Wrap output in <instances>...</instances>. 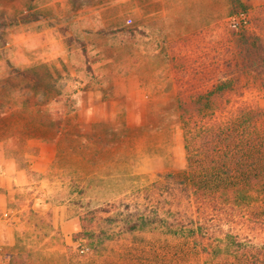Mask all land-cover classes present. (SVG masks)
I'll return each mask as SVG.
<instances>
[{"label":"rangeland","instance_id":"374dc122","mask_svg":"<svg viewBox=\"0 0 264 264\" xmlns=\"http://www.w3.org/2000/svg\"><path fill=\"white\" fill-rule=\"evenodd\" d=\"M242 1L250 5L246 27L264 38V0ZM230 6L231 0H0V15L41 16L40 24L0 25V264L224 262L171 237L136 233L115 243L111 231L118 229L96 210L113 202L141 206L146 186L186 168L179 95L209 94L231 77L225 110L216 112L253 99L264 107L262 77L247 78L236 57L240 18ZM43 28L49 41L30 34ZM232 203L218 212L224 225L264 254V189ZM83 224L107 235L75 240Z\"/></svg>","mask_w":264,"mask_h":264},{"label":"trees","instance_id":"16d2710c","mask_svg":"<svg viewBox=\"0 0 264 264\" xmlns=\"http://www.w3.org/2000/svg\"><path fill=\"white\" fill-rule=\"evenodd\" d=\"M249 6L242 0H231L230 14L240 18L236 27V57L247 78L253 73L262 77L264 90V38L245 25L244 14ZM0 16L2 27L40 18L34 12L15 17L4 12ZM219 68L215 61L213 72ZM221 74L227 76V72L221 71ZM232 79H220L212 87L214 92L206 95L183 93L177 97L185 131L187 165L184 170L168 173L161 181L146 186L143 197L139 196L143 201L141 206H120L123 203L113 202L96 210L107 215L102 221L108 222V227L118 229L111 231L112 236H117L115 243L127 235L147 233L158 239L171 237L187 244L192 241L198 256L211 255L213 251L218 255L217 261H224L222 264H264V254H254L249 242L230 225H224L218 213L225 203H236L240 193L251 192L255 187L264 189V107L253 99L239 102L234 111L216 112L222 105L220 111L225 110L228 101L223 97L232 87ZM218 90L220 95L213 94ZM193 108L196 111L192 112ZM88 227L83 224L75 240L83 237L91 241L107 235L104 230L96 233L92 229L96 225ZM93 248L96 250L97 246ZM196 262L201 264L199 258Z\"/></svg>","mask_w":264,"mask_h":264},{"label":"crops","instance_id":"0c3cea01","mask_svg":"<svg viewBox=\"0 0 264 264\" xmlns=\"http://www.w3.org/2000/svg\"><path fill=\"white\" fill-rule=\"evenodd\" d=\"M40 19H41V16H40V18L38 19V20H35V21H32V22H29V23H37V24H40ZM28 24V23H27ZM17 25H23V24H17ZM16 25V26H17ZM48 30H46L45 28H43V29H41V30H39L37 33H30V34H33V36L35 37L36 35L37 36H40L41 37V39L43 40V38H46V39H48V41H49V38H47V34H48ZM58 39L59 40H61L60 39V37L58 36ZM20 41H23V39H19ZM24 43H23V46H31V43L30 42H25V41H23ZM47 42V41H46ZM22 44V43H21ZM263 100V102H264V98L262 99ZM38 157V156H37ZM37 157H34L35 159V161L37 160ZM30 161H32V159H30ZM35 161H33V162H35ZM10 167H9V170H10V172H15L16 173V175L17 176H20L21 175V171H20V169H18V170H15L14 168H13V163L12 162H9V163H7Z\"/></svg>","mask_w":264,"mask_h":264}]
</instances>
